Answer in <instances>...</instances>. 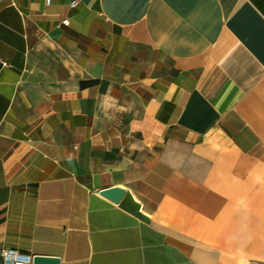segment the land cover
<instances>
[{"label":"crops","instance_id":"obj_1","mask_svg":"<svg viewBox=\"0 0 264 264\" xmlns=\"http://www.w3.org/2000/svg\"><path fill=\"white\" fill-rule=\"evenodd\" d=\"M73 1L0 0V248L264 264V0Z\"/></svg>","mask_w":264,"mask_h":264},{"label":"water","instance_id":"obj_2","mask_svg":"<svg viewBox=\"0 0 264 264\" xmlns=\"http://www.w3.org/2000/svg\"><path fill=\"white\" fill-rule=\"evenodd\" d=\"M125 192L126 189L122 186H111L101 189L99 193L112 202L118 203ZM33 264H59V259L56 257L34 255Z\"/></svg>","mask_w":264,"mask_h":264},{"label":"built area","instance_id":"obj_3","mask_svg":"<svg viewBox=\"0 0 264 264\" xmlns=\"http://www.w3.org/2000/svg\"><path fill=\"white\" fill-rule=\"evenodd\" d=\"M76 0L71 4L74 5ZM63 23H67V19L63 20ZM0 257L4 264H33V255L29 253H23L16 248L9 246H1Z\"/></svg>","mask_w":264,"mask_h":264}]
</instances>
